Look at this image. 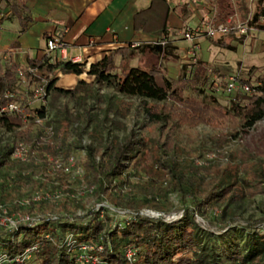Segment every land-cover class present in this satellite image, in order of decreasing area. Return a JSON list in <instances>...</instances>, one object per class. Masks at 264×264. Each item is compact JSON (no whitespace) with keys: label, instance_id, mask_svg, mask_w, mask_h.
Listing matches in <instances>:
<instances>
[{"label":"rangeland","instance_id":"obj_1","mask_svg":"<svg viewBox=\"0 0 264 264\" xmlns=\"http://www.w3.org/2000/svg\"><path fill=\"white\" fill-rule=\"evenodd\" d=\"M237 1L246 7L244 1ZM244 12L237 17L239 20L244 18ZM206 45L205 42L197 45L203 58ZM253 48L250 41L244 44L237 64L222 59L204 61L201 71L204 82L200 84L203 93L198 94L187 85L180 93V102L192 106L226 105L239 88L237 80L246 78L250 66L257 68L251 80L262 70L264 48ZM192 56L193 62L200 60L198 52L190 55L187 51L177 63ZM155 59L146 53L137 67L160 69L174 82L177 78V72L172 70L174 59L166 68L160 63L149 66ZM132 66L136 65L126 56L117 59L108 55L91 63L84 59L70 60L66 71H56L50 82L37 86L29 103L32 110L19 126L0 124V150L8 147L0 163V231L11 228L12 221L24 215L46 218L49 225L63 231L61 221L76 222L78 215L87 219L91 208L105 217L108 226H122L135 215L127 202L139 200L150 183L157 189V208L144 206L140 214L161 215L170 220L185 212L178 192L166 183L160 170L155 169V180L151 181L143 169L147 163L148 138L154 130L147 105L172 102V97H163L162 91L152 84H138L135 78H130L127 72ZM228 76L233 77L234 83L232 89L225 91ZM21 83L23 87L28 84L26 80ZM227 132L228 128L207 122L180 123L171 131L173 147L163 150L168 156L173 154L177 168L190 175L200 173L206 186L211 187L219 178L230 176L234 167L239 169L241 160L252 163L264 153V114L251 125L239 128L235 136ZM129 136L133 147L122 159L125 164L122 175L127 179L117 181L115 188L107 184L103 191L100 178L104 179L103 173L112 162L117 144ZM183 157L187 158L186 163L181 161ZM187 204L191 206L190 201ZM104 207L108 208L107 215ZM193 220L198 224L202 246L208 251L201 264H231L225 258L221 261L214 258L223 255L226 243L242 242L247 230H264V192L245 194L231 202L215 199L211 205L195 210ZM226 220L229 223L220 228ZM234 232L242 237L238 239Z\"/></svg>","mask_w":264,"mask_h":264},{"label":"trees","instance_id":"obj_2","mask_svg":"<svg viewBox=\"0 0 264 264\" xmlns=\"http://www.w3.org/2000/svg\"><path fill=\"white\" fill-rule=\"evenodd\" d=\"M26 1L0 0V4L8 6L10 14L17 17L21 31L25 30L26 23L31 19ZM155 4L163 6L162 8L166 7L163 0H151L150 4L137 11L135 16L153 9ZM259 15H264V0H252L248 23L258 28L262 27L253 24ZM165 32L163 24L153 31L161 36ZM15 43L14 40L13 44ZM126 51L125 46L116 49V52ZM69 63L70 60L51 59L47 53L39 58L27 57L25 64L14 59L1 61L0 58V124H6L10 128L19 126L28 115L27 112L32 110L29 103L33 100L37 86L41 87L50 82L56 71H66ZM202 64L198 60L189 63L181 61L174 82H171L160 69L154 67L144 69L132 66L127 72V75L132 79L135 78L138 84L142 82L152 84L162 91L163 97H172V102L147 105V110L154 120V130L152 136L148 138L147 163L143 169L151 181L155 180L153 176L155 169L160 170L166 183L178 192L179 201L185 212L170 220H164L161 215L140 214L139 210L144 206L157 208L155 205L157 189H154L155 184L150 183L146 186V193L139 200H132L133 203L127 202L135 210V215L122 226H108L105 217H100L94 208L87 212V219H84V215H78L76 222L70 219L61 221L63 231L56 230L43 217L41 220L36 218L18 221L16 227L0 231V249L7 254H13L36 243L37 250L25 264L32 262L33 264H201L208 251L202 246L198 224L193 220L195 210L211 205L215 199L224 198L231 202L245 194L264 192V153L262 158H257L252 163L241 160L239 169L234 167L229 173L230 176L225 175L211 187H207L200 173L192 172L190 175L188 171L177 168L173 154L168 156L163 150V147H173L171 131L180 123L207 122L212 126L228 128L227 135L235 136L239 128L251 125L264 114V64L262 70L252 80V73L257 68L250 66L247 69L246 78L237 80L239 88L224 106L214 107L209 106L208 103L192 106L180 102L182 99L180 93L187 85L198 94L203 93V86L200 85L204 82L201 76ZM22 80L27 81L26 87L22 86ZM242 82L248 83L249 91L240 87ZM9 102L17 103L18 109H8ZM229 120L231 123H227ZM132 147L131 136L117 144L112 162L103 173L104 179L100 178L103 191L107 184L115 188L117 181L124 182L127 179V176L122 175L125 170L122 159L127 157ZM7 150L8 147L0 150V163ZM181 161L186 163L188 160L183 157ZM217 185L220 186L218 189ZM188 201L191 202V206H188ZM104 209V215H107L108 208L104 207ZM228 223L229 220H226L220 228ZM67 232L75 238L69 250L63 241ZM234 233L238 239L242 237L239 232ZM79 241L102 244L100 250H95L98 256L95 262L76 260ZM128 246L136 249L132 261L125 255ZM224 247L223 257L214 259L221 261L225 258L231 264H264V230H247L242 242L233 241L226 243Z\"/></svg>","mask_w":264,"mask_h":264},{"label":"crops","instance_id":"obj_3","mask_svg":"<svg viewBox=\"0 0 264 264\" xmlns=\"http://www.w3.org/2000/svg\"><path fill=\"white\" fill-rule=\"evenodd\" d=\"M150 1L27 0L31 19L23 31L17 17L10 14L9 7L0 4L1 61L14 59L25 64L27 57H41L46 53L45 37L53 27L62 29L70 56L77 55L89 63L108 55L117 59L126 56V59L133 60V65L140 66L142 57L149 53L152 60L156 56L149 66L160 63L166 68L174 59L172 70L175 72L179 66L177 62L181 60V51L191 42L207 44L206 57L203 58L199 48L196 50L201 63L222 59L228 64H237L242 57L244 44L249 41L253 50L264 48V25L251 27L243 34L231 30L214 37L198 34L186 39L181 35L185 25L193 26L201 22L215 24L228 16H240L246 10L240 1L163 0L166 7L155 4L153 9L135 16ZM162 24L165 34L161 36L153 33ZM123 46L127 47L125 53L116 52L118 47Z\"/></svg>","mask_w":264,"mask_h":264},{"label":"built area","instance_id":"obj_4","mask_svg":"<svg viewBox=\"0 0 264 264\" xmlns=\"http://www.w3.org/2000/svg\"><path fill=\"white\" fill-rule=\"evenodd\" d=\"M244 1L246 4L244 18L239 20L237 17L232 18L228 16L223 21L211 24L209 22H201L196 25H185L182 27L181 35L183 38L191 39L193 36L198 34H204L207 37H214L217 34H223L229 32L231 30L243 34L246 33L251 27L255 25H250L248 23L250 19V10H251V3L252 0H241ZM253 24L264 25V15H259L254 20ZM68 43L63 38L62 29H58L53 27L49 30L48 35L45 37V52L50 56L51 59H62V60H72L77 61L80 58L77 55L70 56L67 53ZM197 49V43L191 42L184 48V52L182 53V57H185L187 51L190 52V55ZM193 56L190 60H184L185 62H193ZM233 77L228 76L223 86V90L227 91L232 89L233 87ZM240 87L245 90L249 91V85L246 82H242ZM216 88V86H215ZM7 108L14 110L18 109V105L15 102H9L7 104ZM34 217H30L28 215L21 216L18 220L12 221V227H16L18 221H27L33 220ZM63 241L67 250L70 249L73 242H75V238L70 232L64 234ZM102 248V244L100 243H90L87 241H79L77 243V253H76V260L78 262H95L98 259L97 253L95 250H100ZM37 250V244L33 243L26 247H24L21 251L15 252L13 254H7L3 250L0 249V264H25L28 260H30L34 252ZM136 249L132 246H128L125 249L126 257L132 261L134 259Z\"/></svg>","mask_w":264,"mask_h":264}]
</instances>
